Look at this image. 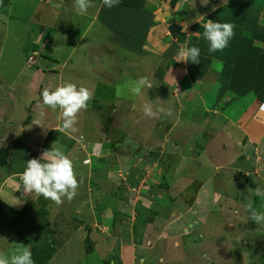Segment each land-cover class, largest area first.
<instances>
[{"label":"rangeland","instance_id":"rangeland-1","mask_svg":"<svg viewBox=\"0 0 264 264\" xmlns=\"http://www.w3.org/2000/svg\"><path fill=\"white\" fill-rule=\"evenodd\" d=\"M4 1L7 12L5 15L0 12V103L10 106L8 108L10 115L7 122L0 124V191L4 188V193L0 192V202L5 205L0 206V213L7 216L2 222L0 221V251L10 253L20 238L19 240L24 244L32 247V259L34 262L37 261L35 256L39 254L36 253L35 247L44 235L40 229L43 222V207L38 203L41 201L40 196L33 193L22 214L14 208L10 210L8 204L12 202V199L17 198V188L16 191H12L11 188L3 187L1 181H4L3 178L5 179L7 174L1 170L3 167H8L9 175L18 174L24 168L21 145H35V137H39L35 147L33 146L37 152H40L44 144L48 146L46 136L41 138L43 127L35 125L39 121L43 126L44 118L33 110L40 111L41 93L45 87L55 89L65 82H72L77 86L83 85L92 89L94 95L87 110L79 114L78 121L81 119V122L79 121L76 125L79 129L76 137L80 141L84 139L82 141L84 144L81 143L78 149L72 144L67 154L70 155L71 151H74L70 156L73 159L79 150L89 153L85 162L90 166V173L93 175L91 180L101 184L102 205L106 204L103 199L105 196L113 194L116 196L120 192L121 181L133 183L127 188L133 191L130 202L126 203V195L120 194L123 201L107 203L111 207L120 208L118 212L123 214L121 217L118 216L121 218L122 226L118 225V218L117 221H113V225L119 227L120 231L113 227L114 232L108 230L109 233L118 234L120 236L118 239L123 243L130 244L134 241L139 249L137 253L140 252L145 258L149 257L150 261L152 259V262L147 264H264V225H257L250 220L246 210L248 201L254 200L256 210L264 212V196H256L254 192L257 187L264 190V167L261 172L253 170L251 173L247 169H240L239 159L235 161L237 162L235 166L240 170L227 163L223 165V168L215 170L218 159L226 161L240 155L241 148L238 145L226 139H223L226 142L221 143L220 133L222 132L216 135H219L218 139L216 137L210 140L209 133L199 139L202 130H197L196 137L191 138V135L185 137L186 148L181 146L179 157L175 156L176 154L167 155V147L160 146L161 151L158 149L159 151L152 158L156 166L153 163L148 166V163L143 162V159L147 157L149 159V152H146L147 145H145L147 139L150 138L149 140L156 145L160 144V139L166 137L164 131L170 128L169 118L181 120V117H176L173 112L180 104L174 101L183 102V96L178 97L179 94L174 96L173 92L178 93L182 88L176 84L168 88L169 92H165L166 89L163 88L165 83L162 87L158 86L159 77L157 76L162 78L161 72H164L170 64H176L175 58L179 52L178 48H173L169 55H163L167 49L164 43L175 38L174 33L182 28L193 30V28L203 27L202 25L210 19L211 14L216 15L214 14L216 9L219 12V7H228L230 4L232 7L236 2H241L242 5L243 1L249 4L250 0H120L119 5L111 9L104 6L102 0H91L94 6L90 7L87 13L93 14L94 8L100 13L92 23L93 25L91 24L90 39L88 38L90 42L94 39L96 42L88 48L85 55L90 66L84 63V59L78 60L85 54L82 44L76 48L72 57L65 55L66 51L74 45V39L71 34L68 36L64 33L63 29L54 27L50 37L45 36L43 42H37L38 46H32L30 42H27L30 36L28 31L30 25L27 21L33 12L31 10L34 5L37 3L42 5L45 2L48 5L57 4L65 10L69 2L74 6V0ZM257 1L264 2V0ZM151 2L159 6L157 13L160 16L175 13L179 17V21L174 23L173 27H169V35L164 39L163 46L161 43L162 48L164 47L163 51L161 47L153 45L152 47L147 40L148 27L151 26L148 20L156 16L155 13L153 16V9H150ZM134 8L140 9L135 11ZM67 13L73 14L68 11ZM6 15H11L10 28L1 22L7 17ZM34 39L37 40L36 37ZM48 39L53 42L50 43ZM30 47L36 48L39 54L44 52L57 56L58 64L52 63L51 66L57 73L42 74V72H36V66L28 68L27 64L34 62V58L36 61L40 58ZM27 56L34 58L26 64ZM52 61L40 58L39 64L43 67L45 62ZM74 61L77 64L75 68L72 67ZM186 65L183 64V66ZM40 66L39 69H41ZM91 67L94 68V72H88ZM76 69L85 70V74H80L81 70ZM31 70H34L32 77ZM142 76L148 77L154 86L143 89L139 96H133L128 90V85ZM157 79L158 81H155ZM101 80L104 84L102 86L112 81L117 80V82L114 88L107 89V86L101 88ZM161 90L164 92H160ZM164 95L168 102L166 105L169 106L164 111V117L163 114L157 120L146 117L142 106L145 103L160 106ZM50 110V113L58 114L59 112L60 117L59 109ZM48 112L46 108L45 115H49ZM34 117H38V120L34 121L32 119ZM165 117H168L166 122ZM182 125L184 123L180 122L171 132L172 143L177 142L173 136L180 135L183 128L178 130V127ZM188 125L186 123L185 128ZM190 126L195 128L192 124ZM86 139L89 141L87 142ZM207 142L210 144L211 157L206 153L207 145H203ZM64 145L61 143L58 146L64 148ZM224 146L227 152L223 151L226 150ZM3 147L9 148L12 153L8 166H3L7 157L6 149ZM249 148V146L246 147V149ZM260 152L262 153V150ZM177 158L185 162L183 170L179 172L183 176V181L180 182L174 179L172 181L174 176H169V174L172 176V172H169L172 169L171 166L177 164L173 163L176 161L172 159ZM97 160L101 163L98 170L92 169L91 165L94 168ZM250 164L247 168L252 171L254 165L252 162ZM100 168L101 174H99ZM162 168L166 171L164 175L161 174ZM132 173H136L135 176H131ZM18 176L12 177L11 180L14 183H21ZM133 177H137L138 180ZM160 183L163 184L160 186ZM94 185L92 184L90 188L93 189ZM115 189L119 191L114 193ZM7 191L12 192V197L4 202L3 197L7 195ZM94 191L92 196L99 195L98 191ZM16 200L19 201L18 198ZM100 207L102 211L104 207ZM94 211L92 213L97 214L95 207ZM9 229L15 230L9 231ZM58 236L62 238L60 234L53 237L58 239ZM71 246L73 250L72 253L68 252V258H79L85 246L76 243ZM71 264H74L73 261Z\"/></svg>","mask_w":264,"mask_h":264},{"label":"crops","instance_id":"crops-1","mask_svg":"<svg viewBox=\"0 0 264 264\" xmlns=\"http://www.w3.org/2000/svg\"><path fill=\"white\" fill-rule=\"evenodd\" d=\"M44 3L42 5L37 3L32 7L31 11L33 12L27 21V23L30 25L28 30L30 31V36L27 42H30L32 46H37V42H43L45 36L47 38L50 37L53 29H63L62 31L64 33H66L68 36L72 35L71 37L74 39V45L66 51L65 55L72 57L75 54L76 48L82 44L85 54L84 57H80L78 60L81 61L82 58L84 59V63L87 66H90V63L85 55L88 51V48L96 43L95 39L93 42H90L89 39L90 28L93 25L92 23L97 17H99L98 13L100 12H98V9L94 8L93 14L89 15V13H86L84 15H80L77 14L74 6H72L70 2L66 4L65 10H63L59 5L57 6V4L48 5L45 3V5ZM151 3L152 6L150 9H153L152 14L154 16L155 13L156 16L155 18H152V21L155 22H152L148 29L147 40L151 43V46L153 45L158 48L161 47L163 51V41H165L164 39H166L167 35H169V27H173V24L179 21V17H177L175 13L160 16L157 13L159 6L153 2ZM4 5L5 4H3V6L0 8V12L3 15H5L7 12V8ZM219 8V12L217 9L215 10V16L212 14L209 16L210 20H213L214 22H229L236 25L234 29V37L229 41L228 47H226L222 52L218 51L212 54L208 52V42L203 37V27L193 28V30H185V28H182L177 33H174L176 35L175 38H172L164 43V46L167 45V49L163 55L165 54L166 56L171 53L170 51L173 48H178L179 52L181 48L184 47L190 48L195 46L200 48V62L194 64L191 61H180L183 59V57H181L178 52L175 58L176 64H170V66H168L164 72H161L162 78L161 76H157L159 77V87H162V85L165 83V86L163 87L166 89L165 92H169L168 88H171L176 84L179 85L182 89L178 91V93L173 92V95L175 96L179 94L178 97L183 96V102L174 101V103L180 104L173 113L176 117H181V120L176 118L171 120V118H169L171 123L170 128L164 131L166 137H162L160 139L162 143L160 142V144L156 145V143H152V141L149 140L150 138L147 136L149 139H147V144L145 145H147L146 152H149V159H147V157L146 159H143V162L148 163V166L152 165V163L154 164V162H152V158L157 154V151H161L160 146L167 147V155L170 156L176 154L175 156L178 155L179 157L181 146L186 148V143H184L185 137H189V135H191V138H194L196 137V134L198 135L197 130H202V134L199 139L208 133L210 140H213L216 137L218 139L219 135H216L219 132H222L220 133V138H222L221 143L231 140L232 143H235V145H238L241 148L240 155H236L235 159L226 161L218 159L216 161L218 164L215 165V170L223 168L225 163H227V165L231 164L235 166L237 163L235 161L239 159L240 169H247V171H250L251 173H253V170H259L261 172V169L264 167V109H262L264 102L260 101L257 97V92L264 89V2L258 3L257 0H250L249 4L243 1L242 5L241 2H236L232 7L228 5V7L221 6ZM134 9L137 11L140 8ZM67 11L72 12L73 14L67 13ZM6 16L7 21L5 18L4 21L1 22L5 24L7 28H10L9 18L11 15ZM35 37L37 40L34 39ZM49 42L51 43L53 41L50 39ZM30 49L32 50L35 48L30 47ZM45 54L48 55L49 59L54 61L51 63L45 62L43 64V67H45V69H43L44 71L42 69L36 68V72H42V74L49 72L57 73L51 71V66L52 63L58 64V57L52 56L48 53ZM39 59L37 62H39ZM56 59L57 61L55 62ZM183 64L187 65L183 66ZM73 66L74 68L77 66L75 61L72 63V67ZM93 69L91 67L90 71L88 72H92ZM76 70H81L80 74H85V70L83 69ZM31 71L33 72H31L32 77L34 70ZM158 79L155 81H158ZM58 81L61 84V80L59 79ZM116 82L117 80L112 81L110 84L106 85V87L102 86L104 84L101 80V88H114ZM160 92H164V90H161ZM160 103L162 104L159 107H162L164 111L168 109L169 106L166 105L168 102L166 101L165 95L163 96ZM0 104L1 124L3 122H7V118L10 115L8 109L10 106L7 107L6 103ZM34 105L36 104L34 103ZM47 110L49 111V115L43 116V134L41 138L46 136L45 140L49 142H47L48 146L46 147V144H44L43 141L44 147H41L40 152H37L34 147L36 145L37 138L39 137L34 138L35 145L27 146V144H22L21 150H23V153L21 154H23L22 160L24 163V168L26 167V162L29 159L40 157L44 150L51 149V146L54 142H56L57 145H61V143L65 144L64 150L66 153H69L68 151L72 144L73 147L78 149L80 147L79 145H81L82 141H84V139L80 141V139L76 137V133L62 131V119L58 115L59 112L58 114L56 112L50 113V108H47ZM33 111L39 115L40 111ZM164 111L160 113V115L163 114V117ZM165 118H167L165 119L166 122L168 117ZM32 119L36 121L38 120V117H34ZM160 120L163 121V119ZM180 122L184 123V125L186 123L189 125L187 128H185L184 125L178 127V130L183 128V131L180 133V135H177V137L173 136V139L176 138L177 142L172 143L170 140V134L175 128H177ZM190 124L195 126V128H191ZM47 136L50 137L47 138ZM223 139H226V141ZM88 141L89 140H87V142ZM157 142H159V140H157ZM83 144L84 143H82V145ZM203 145H207L208 148L206 149V153L211 157L212 152L209 149L210 144L207 142ZM247 146L253 148V150H249L250 148L246 149ZM3 148L8 149L6 163H4L3 166H8V163L10 162L9 158L12 153L9 148ZM201 149L203 150L202 146ZM225 149L226 150L223 151L227 152L226 147ZM261 150L262 153L260 152ZM79 151L76 152L72 160L77 173L84 177V183L77 189V195L75 198L71 202L65 198L61 205H57L51 200L40 196L41 201L38 202L41 207H43V209L47 210L46 217H44L47 222L46 227L50 235H52L51 240L55 242L53 251L44 264H71L72 261L74 264L151 263L152 259L150 261V259H148L149 257L145 258L140 254V252L137 253L139 249L134 244V241H132L133 244H128V242L123 243L120 239H118L120 238L118 234L109 233L108 230H112V232H114L113 227L116 226L113 225V221H117V218L119 219L118 225H123L120 221L121 218L118 217H121L123 214L118 212L120 208L111 207L110 205H107V203L114 204L116 203V200L121 202L122 199L120 194L117 193L116 196L115 194L112 196H105L103 199L106 201V204H101V184L94 183V181L91 180V176L93 175L90 173V166L87 162H85L86 159H88L87 157L89 156V153H86L85 150ZM73 152L74 151H71L70 156L73 154ZM92 159L96 160L94 157H92ZM172 160H175L176 162L173 163L177 164L173 165V163L170 162L173 166H171L172 169L169 171L172 172V176L171 174H169V176H174L172 181L173 179L177 182L183 181V176L179 172L181 169L183 170L185 162H182L180 158ZM99 161L101 162L100 159ZM97 162L95 163L94 168L93 165H91L92 169L98 170V167L101 163ZM140 162H142V160ZM251 162L254 165L252 171L248 170L247 168L249 165H251ZM84 167L86 168L84 169ZM179 167L180 169H177ZM24 168L18 174L11 173L10 175L8 174V167H3L1 170V172L5 171L7 174L6 178H3L4 181H1L3 183V187L5 186V188H11L12 191H16L17 188V198L20 202L16 200L17 198H15V200L12 199V202L8 204L15 210H19L23 206H26L27 202L30 200L29 197L33 195H22V181L18 184L11 180V178L16 177V175H19L18 178L20 179V175L24 171ZM234 168L239 169L236 166ZM99 171V174H101V168ZM91 172L94 171L91 170ZM165 172L166 171L162 168L161 174L164 175ZM135 174L136 173H132L131 176ZM209 179L210 176L208 177V180ZM92 184L96 185L93 186V189L90 188ZM3 190L4 188L1 189V191ZM94 190L98 191L99 195L92 196L94 194ZM84 191H86V193H84ZM115 191L119 190L115 189L113 192L115 193ZM11 193L12 192L10 191L6 192L7 195L3 197L4 202H6V199L9 200L12 197ZM92 198L96 199L93 200ZM125 200L126 203L130 202L132 197ZM100 206L104 207L102 211ZM94 207L97 210V214L92 213L95 212ZM112 209H114V212H112ZM56 220H58V222ZM51 221H53V223H50ZM116 229H118V232L120 231L119 227H116ZM56 234H60L62 238L58 236V239H55L53 236H56ZM19 239L20 238H18L17 243L24 244V242ZM73 243L78 245L83 244L85 249L81 250L79 258L71 257L72 259H70L68 258V252L72 253L73 247L71 244ZM24 245L32 249L31 246L26 244ZM71 255L72 254H70V256ZM139 261L140 263H138Z\"/></svg>","mask_w":264,"mask_h":264},{"label":"clouds","instance_id":"clouds-1","mask_svg":"<svg viewBox=\"0 0 264 264\" xmlns=\"http://www.w3.org/2000/svg\"><path fill=\"white\" fill-rule=\"evenodd\" d=\"M102 3L111 9L119 5L120 0H102ZM93 6L91 0H74V9L80 15L86 14ZM235 27L233 23L214 22L208 19L203 25V37L208 42V52L210 54L222 52L228 47L229 41L235 35ZM200 51V48L195 46L181 48L179 55L183 59L180 61L199 63ZM153 86L148 77L142 76L138 80L131 81L128 90L133 96H139L143 89H150ZM93 95L92 89L83 85L77 86L72 82H65L55 89L45 87L41 93L42 104L39 105V115L43 117L46 108L59 109L62 119L61 130L76 133L79 131L76 126L78 116L82 111L87 110ZM142 110L146 117L155 119H158L160 113L164 111L162 107L150 103H145ZM35 125L43 127L39 121ZM20 180L23 186L22 195L35 193L57 205H61L65 198L71 202L77 195V189L84 183V177L77 173L70 155L65 152L63 146H58L56 142L52 144L50 150H44L40 157L29 159L26 162ZM254 192L256 196H264V190L259 187ZM254 205V200H249L246 205L249 219L257 225H264V212L257 211ZM0 264H35V262L32 259L30 247L16 243V247L10 253L0 251Z\"/></svg>","mask_w":264,"mask_h":264},{"label":"trees","instance_id":"trees-1","mask_svg":"<svg viewBox=\"0 0 264 264\" xmlns=\"http://www.w3.org/2000/svg\"><path fill=\"white\" fill-rule=\"evenodd\" d=\"M3 4H5V1L4 0H2V3H0V8H1V6H3ZM231 5V4H230ZM148 22H150L149 24L151 25L152 24V18L150 17L149 18V20H148ZM148 24V25H149ZM150 27V26H149ZM148 27V28H149ZM38 46V45H37ZM35 51H36V53L40 56V58H42L43 60L45 59V60H51V59H49V57H48V55H46L44 52H41L40 54L38 53V51H37V49L35 48L34 49ZM28 57L29 56H27V59H26V61L28 60ZM37 57V56H36ZM34 58V57H33ZM35 59L36 58H34V62H32L31 64H27V67L28 68H30V67H33V66H36V68H39V66H40V64H39V62H37V61H35ZM54 61V60H53ZM57 61V59L55 60V62ZM41 67V69L43 70V69H45V67H42V66H40ZM44 71V70H43ZM51 71H53V69L51 70ZM257 97H258V99L260 100V101H262V102H264V89H262L261 91H258L257 92ZM7 152H8V149H6L5 150V153H6V155H7ZM5 155V156H6ZM7 158V157H6ZM133 176H135V175H133ZM133 179H137V177H133ZM138 180V179H137ZM130 181H132V179H130ZM122 182V189L120 190V192H118V194H124V195H126V197L127 198H131V196H132V194H133V191L132 190H130V189H127L128 187H130V186H132L133 185V183H131V182H123V181H121ZM148 182V181H147ZM137 183V182H136ZM163 183H160L159 185L161 186ZM121 186V185H120ZM124 197V196H123ZM1 205H3V203L2 202H0V206ZM3 206H5V205H3ZM9 208H10V210H13V208L11 209V207L9 206ZM26 208H25V206H23L21 209H19V210H17V212L18 213H20V214H22L23 212H24V210H25ZM46 213H47V210H45V209H43V214H42V216H43V222L41 223L42 224V226H41V232H43V236L40 238V240H39V244L35 247V250H36V253L37 254H39V255H36L35 257L37 258L36 260V262H35V264H44L46 261H47V259H48V257L50 256V254L52 253V251H53V248H54V244H55V242H53L51 239L49 240V238H51V236H50V233H49V231H48V229H47V227H46V219L44 218V217H46ZM7 218V216H3V214H1L0 213V221L2 222V220H4V219H6ZM4 227V226H3ZM16 229V228H15ZM15 229H9V231H13V230H15ZM16 232V231H15ZM42 234V233H41ZM32 250V249H31ZM34 254H35V252H34Z\"/></svg>","mask_w":264,"mask_h":264},{"label":"built area","instance_id":"built-area-1","mask_svg":"<svg viewBox=\"0 0 264 264\" xmlns=\"http://www.w3.org/2000/svg\"><path fill=\"white\" fill-rule=\"evenodd\" d=\"M31 59H33V57H32V56H29L27 62L30 63ZM30 64H31V63H30ZM28 65H29V64H28ZM131 188H132V187H131ZM133 189H134V188H133Z\"/></svg>","mask_w":264,"mask_h":264}]
</instances>
